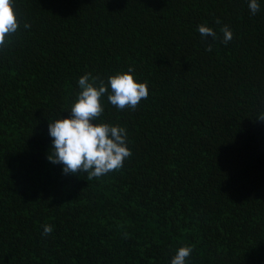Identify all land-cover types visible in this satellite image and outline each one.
Here are the masks:
<instances>
[{"label": "trees", "instance_id": "16d2710c", "mask_svg": "<svg viewBox=\"0 0 264 264\" xmlns=\"http://www.w3.org/2000/svg\"><path fill=\"white\" fill-rule=\"evenodd\" d=\"M258 2L14 0L31 27L0 51V264H170L184 245L188 264H264ZM199 24L233 39L206 51ZM129 66L148 98L105 96L98 122L125 127L132 155L99 180L64 174L49 121L71 115L81 75Z\"/></svg>", "mask_w": 264, "mask_h": 264}, {"label": "clouds", "instance_id": "9594fccd", "mask_svg": "<svg viewBox=\"0 0 264 264\" xmlns=\"http://www.w3.org/2000/svg\"><path fill=\"white\" fill-rule=\"evenodd\" d=\"M248 8L255 15L260 10L258 0H249ZM14 0H0V51L9 48L13 38L23 29L31 25L18 18ZM220 24L219 18L215 21ZM197 30L202 38L211 36L206 51H212V42L220 40L228 44L233 39V31L227 25L216 30L207 24H199ZM134 68L109 75L107 81L92 73L81 75L77 81L79 92L76 100L67 110L71 113L49 121L48 133L52 138V146L48 160L62 165L64 174H84L88 181L99 180L109 173L122 169L125 160L131 155L128 147V134L125 127L98 122L104 112L102 98L118 110L131 109L135 111L141 100H146L149 89L144 82H138L133 76ZM264 120V113L258 117ZM53 231L51 225H43L42 236L47 237ZM128 238L127 232L123 233ZM193 248L191 245L179 247L170 264H188Z\"/></svg>", "mask_w": 264, "mask_h": 264}]
</instances>
